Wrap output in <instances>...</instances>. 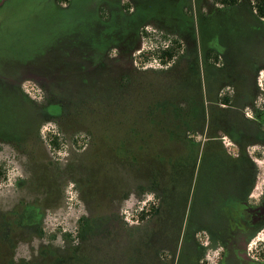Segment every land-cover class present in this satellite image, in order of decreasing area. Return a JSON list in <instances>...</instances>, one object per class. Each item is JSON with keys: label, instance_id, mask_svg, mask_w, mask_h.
<instances>
[{"label": "rangeland", "instance_id": "obj_1", "mask_svg": "<svg viewBox=\"0 0 264 264\" xmlns=\"http://www.w3.org/2000/svg\"><path fill=\"white\" fill-rule=\"evenodd\" d=\"M95 1L70 0L69 8L60 0L0 1V226L6 220L19 228L14 216L38 206L46 233L58 235L60 257L73 250L81 220L92 226L93 217L114 213L113 240L90 234L80 257L70 251L69 264H151L142 231L128 241L127 234L142 228V212L157 196L154 222L164 232L189 195L196 157L179 112L190 99L189 37L167 66L139 57L175 23L190 34L195 14L188 18L182 9L197 0H106L133 2L137 9L129 13L106 3L96 10L89 6ZM215 14L228 26L214 29L231 28L234 10ZM157 18L165 29L151 24ZM50 137L58 138L56 149ZM33 249L20 256L38 261L41 248ZM15 254L3 252V260Z\"/></svg>", "mask_w": 264, "mask_h": 264}, {"label": "flooded vegetation", "instance_id": "obj_2", "mask_svg": "<svg viewBox=\"0 0 264 264\" xmlns=\"http://www.w3.org/2000/svg\"><path fill=\"white\" fill-rule=\"evenodd\" d=\"M0 1L5 4L6 0ZM207 1L197 0L194 9H182L188 18L195 14L190 34L185 36L177 28L180 23H172L161 37H175L182 43L189 37L190 99L187 105L179 104H183L179 112L185 118V139L198 159L192 164L189 195L159 234L154 222L159 198L151 200L142 212V228L130 230L127 241L142 231L151 264H264V13L256 9L257 0ZM103 3L114 12L121 7L106 0L89 6L97 10ZM71 4L60 0L64 8ZM135 8L133 2L121 7L125 12ZM221 9L236 12L225 32L214 29V23L222 30L228 26L227 21H215L219 16L215 12ZM175 19L181 21V17ZM151 20L147 16L144 23ZM154 20L153 26L167 27L160 18ZM142 36L150 40L152 35L143 29ZM29 208L14 216L19 228L6 220L0 226V264L7 260L2 255L6 251L17 254L7 264H69L70 251L80 257L90 234L113 240L119 233L114 213L93 217L92 226L83 219L73 250L59 257L53 247L58 235L46 233L45 213L36 205ZM61 235L68 242V236ZM24 247L31 249L29 253L35 252L33 247L41 248L38 261L20 256ZM96 252L100 255L102 249Z\"/></svg>", "mask_w": 264, "mask_h": 264}, {"label": "trees", "instance_id": "obj_3", "mask_svg": "<svg viewBox=\"0 0 264 264\" xmlns=\"http://www.w3.org/2000/svg\"><path fill=\"white\" fill-rule=\"evenodd\" d=\"M256 9L260 13H264V0H257ZM149 35L146 34V37ZM163 41L160 43H154L155 47L151 52L141 53L139 58H146L147 60L152 58L158 60L162 66L169 65L177 56L184 53V43L179 42L175 37L169 38L165 35ZM56 117L60 112H51ZM49 142L51 148L56 149L59 146L57 137H50Z\"/></svg>", "mask_w": 264, "mask_h": 264}]
</instances>
